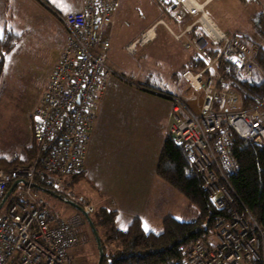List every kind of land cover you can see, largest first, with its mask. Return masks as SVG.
<instances>
[{"label": "built area", "instance_id": "2783aa9c", "mask_svg": "<svg viewBox=\"0 0 264 264\" xmlns=\"http://www.w3.org/2000/svg\"><path fill=\"white\" fill-rule=\"evenodd\" d=\"M174 1L180 5L173 10L174 18L183 28L177 33L167 27L177 39L184 38L185 48L199 53L205 66L183 73L191 95L163 94L172 101L169 133L184 144L219 212L215 239L205 236L186 245L185 264H264V228L241 207L229 180L238 168L232 153L235 134L264 146V99L243 108L230 86L234 76L243 80L253 76L257 69L253 50L240 37L221 29L198 1ZM119 2L84 0L83 10L58 13L67 34L34 113L40 150L28 166L0 169V202L17 183L0 209V264H75V230L84 224L85 215L77 211L68 218H57L36 192L35 177L50 175L56 190L63 192L64 179L86 169L92 131L109 82L114 77L124 79L107 62L110 35L102 33L113 23ZM187 14L197 19L185 23ZM196 25L211 36L215 53L204 39L194 41L187 36ZM147 33L127 49L133 51L136 43L148 42ZM190 97L200 98L199 105L192 104ZM82 207L89 215L95 209L92 204Z\"/></svg>", "mask_w": 264, "mask_h": 264}, {"label": "rangeland", "instance_id": "374dc122", "mask_svg": "<svg viewBox=\"0 0 264 264\" xmlns=\"http://www.w3.org/2000/svg\"><path fill=\"white\" fill-rule=\"evenodd\" d=\"M226 1L229 2L230 0ZM243 1L247 5L240 7L239 10H241V13L245 14V12L248 11L249 14L252 13V15L255 16L256 13L264 9V0ZM238 2L239 0H236L235 4ZM176 8L177 7H175V9ZM208 10L209 9H207V11ZM242 17L244 21L249 24V19L244 15H242ZM159 18H164L171 26L174 25L171 22V19L165 15L163 6L157 0H120L117 11L113 17V23L106 26L102 33L104 34V37L108 34L111 35V47L107 57L108 64L111 65L116 72L120 75L123 74L125 77L123 76V82L121 78H119L120 82L116 85V87L119 86L120 91H115L118 96L114 97V109L110 110V112H104L103 117L101 118L102 121L100 125L102 126L103 133L99 137V142L96 139L93 152L99 160H96L94 167H92L89 172L86 171L74 174L64 179L65 190L63 192L56 190L55 185L53 184V179H49L53 186V188L51 187L50 189L59 194L61 198L71 199L78 204H83V206L92 204L95 209L103 205L116 208L119 211L117 217V226L119 228H126L132 218L138 215L144 222V228L156 233L163 230V221L168 216H174L182 220H189L194 214L193 211H195L193 210L194 207H188L189 204L187 203L186 198L175 188L171 187L161 178V181L168 186L159 185L154 180L156 176H154L152 167L155 162V164H157L164 142L167 139L168 134H170L169 126L171 124L173 112L171 110L170 100L154 96L157 94H149L136 89L139 88L138 86H141L143 82L139 75L132 73L133 69L138 65L141 72L149 69L155 70L158 66L155 65V59L153 60V58L158 52H160V55L163 52V49H160L159 46H162L164 41L167 42V40H170L173 44L177 43L170 37L165 38L164 35H161L155 42L147 46H140L142 43H136L139 44L136 49L138 54L134 56H130L125 50L127 46L134 43L131 42L127 44L128 42L155 23ZM190 18L191 19L189 20L186 18L185 23H193L194 20L197 19V16ZM179 26L180 29L178 31L175 29V32L177 33L183 28L182 25ZM220 28L223 29L221 26ZM159 30L165 31V28L160 26ZM192 30L187 33L189 38L194 41L204 39L208 42L207 46L209 49L212 48L211 50H213L214 43L209 34L207 38H193L191 36ZM226 33L230 34L228 31H226ZM152 39V36H149V41L143 45L148 44ZM179 40H182L183 44L184 38ZM262 41L263 40L257 33V35L254 38H251L249 42H245H247L248 46L253 50V60L257 67L255 72L259 70V72L264 75L256 58L258 47L264 44ZM23 44L25 47L17 49L14 56L13 53L11 54L13 58L10 61H8L7 56L4 68L5 73L3 71L4 74L2 73L0 76V107H4L3 104H5V107L8 106L15 109V113H27L25 109L30 112L33 142L30 147L35 148L36 145L40 147V144L35 136L36 129L34 113L40 106L51 73L61 57L65 40L61 47L62 49L54 50L52 46L53 51L44 50L46 54L38 57H35L30 53L26 42ZM192 49L194 50V48ZM192 51L189 49L182 51V53L179 52L175 60L176 65L179 66V62L183 59H187L188 55L190 56L193 53ZM146 55L148 58L143 60V57ZM54 56H58V59L52 71L49 72L51 64L55 60ZM150 58L152 59L150 60ZM174 67L175 65L172 63L171 67H168V70L164 71L166 77L170 75L171 71H173L172 68ZM165 84V90H171V92L177 91L169 82ZM178 86V91H183L188 87V84L183 78ZM116 87L112 86V89L116 90ZM145 88L148 89L147 91L153 89L148 86ZM181 93H178V95ZM163 94L169 93H165V91L159 92V95ZM183 95L189 96L190 93L186 92ZM199 96L201 98L202 94H199ZM238 97L241 104V96L239 95ZM94 130L92 131V136ZM6 133L10 135L11 139L9 129L6 130ZM104 136H106V140ZM18 148L19 147L11 148L8 151L9 154H12L8 155L9 158H16V162H12L9 169L4 166L0 169L12 170L18 165L28 166L35 160L36 156H33L32 158V156L30 157L28 154L27 160L19 161L20 155ZM22 151L24 152V149H22ZM0 156H2V158H8L1 154ZM113 173L116 174L113 175ZM39 176L52 177L47 174L36 175L34 188L36 192H39V194L46 200L49 210L57 218H68L75 212H79V210L66 203L63 199L42 191V188L39 186L36 187V178ZM112 199L116 200L121 208L119 205L115 206ZM120 202H123L124 206H122ZM3 206L4 204L2 207ZM95 209L93 213H95ZM75 232L78 238V243L75 249H73L75 264H98V245L89 222L86 220L82 226L76 228ZM100 232L103 235V229H101ZM207 236L215 239V227L210 229V233H208ZM197 253H199V251Z\"/></svg>", "mask_w": 264, "mask_h": 264}, {"label": "trees", "instance_id": "16d2710c", "mask_svg": "<svg viewBox=\"0 0 264 264\" xmlns=\"http://www.w3.org/2000/svg\"><path fill=\"white\" fill-rule=\"evenodd\" d=\"M163 1L175 6L173 0ZM252 22L264 43V9L252 17ZM200 28L199 25L193 28V38H207L208 34ZM20 38V34L7 30L0 39V76L8 54L16 47ZM211 51L215 53L214 50ZM256 58L264 72V44L258 47ZM186 66L199 70L205 66V61L193 50ZM223 69L227 68L223 66ZM230 86L241 96L240 106L243 108L264 99V75L259 70L251 79L243 80L234 76ZM30 148L27 153L33 158L40 147L36 145L35 148ZM232 153L238 168L230 175L229 180L237 200L264 228V146L246 141L235 134ZM15 160L16 158L0 156V168L4 166L9 169ZM156 172L158 177L186 198L188 207H194V214L189 220L168 216L163 221V230L156 233L146 230L139 216L132 218L126 228H119L116 208L107 205L96 208L95 213L91 214V219L104 251L102 264H185L184 247L203 239L210 233V229L215 227L219 212L204 187L203 177L194 169L184 144L170 134L159 154ZM49 179V176H39L36 178V184L42 189L53 188Z\"/></svg>", "mask_w": 264, "mask_h": 264}, {"label": "crops", "instance_id": "0c3cea01", "mask_svg": "<svg viewBox=\"0 0 264 264\" xmlns=\"http://www.w3.org/2000/svg\"><path fill=\"white\" fill-rule=\"evenodd\" d=\"M157 1L163 6L165 15L169 17V19H171V22L174 25L171 26L166 22L164 18H159L155 23L150 25L147 29L143 30L138 36H136L133 40H131L127 44L131 42H136L138 38L143 33H146V31L148 32V30L152 31L153 39L148 44L146 45L140 44V46H147L149 44H152L161 35L162 36L164 35L165 38L170 37L177 44H173L171 43L170 40H167V42L164 41V44L162 46H159L160 49H163V52L161 55L160 52H158L153 58V60L155 59V65L158 66L157 68H155V70L149 69L147 71L141 72L139 70L140 68H138L139 65L133 69L132 73L139 75L143 82V84L139 82L143 86L142 85L138 86L139 88L136 89H139L140 91H144L149 94H157L154 96L157 97L159 96L160 98H164L166 100L167 99L170 100V99L164 95H159L160 91L161 92L165 91V93L174 94V95H178V93L181 92L182 93L180 95H183L186 92H189L191 95L192 93L190 91H187V87L183 91H178L179 89L178 84L184 78L183 77V73L185 71L184 69L186 68L191 69L186 65L188 64V61L190 60L192 54L190 56L188 55L187 59H183L182 61H180L179 66L176 65L175 60H176V56H178V53L179 52L182 53V51L189 49H186L183 46L182 40L176 39L171 34V32L168 30V27L166 25L162 23H158L160 20H164L169 25V27H171L174 31L175 29L178 31L180 29L179 26L180 24H178L170 14L173 13L175 6H173L172 4H168L163 0L161 2L160 0ZM196 1L201 3L204 6V10L206 12L209 11L208 14L211 16V18L214 21H216L218 25L223 27L224 30L228 31L230 34L237 35L238 37H240L241 39L247 42H249L251 38H254L257 35L258 32L255 26L253 27V23H252V17H253L252 13L249 14L247 11L244 14L241 13V10H239L241 6L247 5L246 3H244L243 0H239L237 4H235L236 0H230L229 2H227L226 0H196ZM83 8H84V0H62V3L60 4L56 3L55 0H0V35L4 36L7 30H10L16 34L21 35V38L18 44L16 45V47L8 54V61H10L13 58L17 49H19L20 47H25V45L23 44L25 42L27 44V47L29 48L30 53L35 57L46 54L45 51H53L52 46L54 50L62 49L61 47L63 46L66 37L65 36L66 29L62 20L58 17V13L67 14L71 12H79ZM207 9L209 10L207 11ZM242 15L246 16V18L249 19V24H247L244 21ZM190 17H196V16H190L187 14L186 16L187 20L191 19ZM160 26H163V28H165V31L163 30H162L163 32L160 31L159 30ZM200 38H204V37H200ZM138 45L139 44H136V47L134 48L133 51L128 50L127 47L125 48V50L128 52L130 56H134L138 54L136 52ZM110 47H111V43H110ZM12 53L13 56H11ZM146 58H148L147 55L143 57V60H145ZM54 59L55 60L51 64L49 72L52 71L54 65L56 64L58 56L56 57L54 56ZM151 59L152 58H150V60ZM172 63L175 65V67L172 68L173 71H171L170 75L166 77L164 71L168 70L167 68L171 67ZM4 73H5V69H4ZM121 75L124 76L123 74ZM119 80L120 79L116 77L110 80V85L108 87L106 97L102 102V104L100 105V109H98L97 126L93 132L92 142L89 149L85 172L86 171L89 172V170L92 169V167H94L96 160H99L96 158V155L93 154L95 148L94 147L95 141L97 139L99 142V137L103 133L102 126L100 125L102 121L101 118L103 117V113L106 111L110 112V110H113L115 107L114 97L118 96L115 91H120L119 86L116 87V85L119 84L120 82ZM121 80L123 82V79ZM167 82H169L172 85V87L175 88L177 91L171 92V90H165L166 89L165 83ZM112 86H115L116 90L112 89ZM146 86L151 87L155 90L150 89V91L152 92L147 91L148 89L145 88ZM190 102L195 106H198L200 103V98L198 99V98L190 97ZM3 105L4 107L3 106L0 107V154L8 157L9 159L8 155H12V154H9L8 151L11 148L19 147L18 148L20 155L19 161H25L28 159V153H27L28 148H30V146L33 143L32 122L30 118V112H28V110L25 109L27 113H22V112L15 113L16 111L15 109L8 106L5 107L6 106L5 104ZM170 106L172 110L171 100H170ZM7 129H9V133L11 134V139H10V135L6 133ZM104 137L106 140V136ZM22 149H24V152L22 151ZM155 163L153 164L152 167L154 176H156L154 178L155 182H157L159 185L168 186L163 181H161L160 177H158L156 172L157 164ZM115 174L116 173H113V175ZM112 202H114L113 204L115 206L119 205L120 207V204H118L116 200L112 199ZM120 203L122 204V206H124L123 202Z\"/></svg>", "mask_w": 264, "mask_h": 264}, {"label": "water", "instance_id": "95a60500", "mask_svg": "<svg viewBox=\"0 0 264 264\" xmlns=\"http://www.w3.org/2000/svg\"><path fill=\"white\" fill-rule=\"evenodd\" d=\"M16 184L17 183L15 182L11 186V188L9 189V191L6 193L5 197L3 198L2 202L0 203V208L2 207V205L4 204L6 198L12 192V190L14 189V187L16 186ZM35 186L38 187V185H35ZM41 190L44 191V192L49 193L52 196H55L57 198H61V196L59 194H57L52 189H41ZM61 199H63L66 203L72 205L74 208H76L77 210L81 211L85 215L86 220L89 222V224H90V226L92 228V231H93V233L95 235V239H96V242H97V245H98V250H99V260H98V264H102V261H103V258H104V251H103V247H102V244H101V240H100L99 234H98L96 228L93 225L91 216L88 213H86V211L83 209V207L80 204L74 202L73 200L68 199V198H61Z\"/></svg>", "mask_w": 264, "mask_h": 264}, {"label": "bare ground", "instance_id": "6f19581e", "mask_svg": "<svg viewBox=\"0 0 264 264\" xmlns=\"http://www.w3.org/2000/svg\"><path fill=\"white\" fill-rule=\"evenodd\" d=\"M173 3H174V5H175V7H179V6H180V5L176 4L174 0H173ZM170 14H171L172 18L175 20V18H174V14H173V13H170ZM175 21H176V20H175ZM176 22H177V21H176ZM158 23H162V24H164V25H166V26H169L164 20H160ZM147 35L152 36V31H149V30H148Z\"/></svg>", "mask_w": 264, "mask_h": 264}, {"label": "snow or ice", "instance_id": "6c2138e0", "mask_svg": "<svg viewBox=\"0 0 264 264\" xmlns=\"http://www.w3.org/2000/svg\"><path fill=\"white\" fill-rule=\"evenodd\" d=\"M55 2L58 3V4H60V3H62V0H55ZM2 38H3V36L0 35V39H2Z\"/></svg>", "mask_w": 264, "mask_h": 264}, {"label": "clouds", "instance_id": "9594fccd", "mask_svg": "<svg viewBox=\"0 0 264 264\" xmlns=\"http://www.w3.org/2000/svg\"><path fill=\"white\" fill-rule=\"evenodd\" d=\"M207 13V12H206ZM208 14V13H207ZM209 15V14H208ZM210 16V15H209ZM211 17V16H210ZM83 205V204H82Z\"/></svg>", "mask_w": 264, "mask_h": 264}, {"label": "flooded vegetation", "instance_id": "af4514ba", "mask_svg": "<svg viewBox=\"0 0 264 264\" xmlns=\"http://www.w3.org/2000/svg\"><path fill=\"white\" fill-rule=\"evenodd\" d=\"M80 204V203H79ZM81 205V204H80ZM82 206V205H81Z\"/></svg>", "mask_w": 264, "mask_h": 264}]
</instances>
